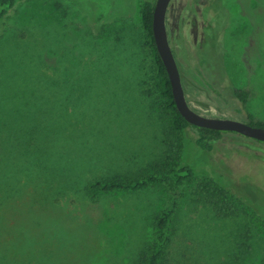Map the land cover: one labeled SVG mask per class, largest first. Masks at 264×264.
Returning a JSON list of instances; mask_svg holds the SVG:
<instances>
[{
  "label": "rangeland",
  "instance_id": "obj_1",
  "mask_svg": "<svg viewBox=\"0 0 264 264\" xmlns=\"http://www.w3.org/2000/svg\"><path fill=\"white\" fill-rule=\"evenodd\" d=\"M144 1L22 0L0 19V264H139L166 190L92 199L87 186L185 158L196 175L177 195L161 264H264V142L227 133L199 153L192 129L167 134ZM210 2L172 0L167 11L188 102L264 121V0H226L216 34ZM207 177L247 205L230 197L235 212L219 216L199 188Z\"/></svg>",
  "mask_w": 264,
  "mask_h": 264
},
{
  "label": "trees",
  "instance_id": "obj_2",
  "mask_svg": "<svg viewBox=\"0 0 264 264\" xmlns=\"http://www.w3.org/2000/svg\"><path fill=\"white\" fill-rule=\"evenodd\" d=\"M20 1L22 0H0V19H6L9 12ZM154 6V1H144L141 9V22L150 39V51L158 72V87L166 104L167 134L170 137L175 138L180 132L183 133L186 132L187 129H192L196 134L194 142L199 150L198 152L212 151L215 149L216 144L221 141L227 133H239L194 125L188 122L179 112L173 98L171 83L166 67L157 50L153 36ZM207 9H212L213 14L215 15L214 25L211 24L209 29L212 30V33L216 34V32L228 25L225 23V18H228L230 9L227 6L226 0H211ZM222 16L224 19L221 18ZM184 90L187 96L185 87ZM234 92L241 101H248L249 92L246 89L235 88ZM249 118L250 124L264 127V121L256 120L252 115H249ZM253 140L264 142L256 139ZM195 175L196 166L191 160L185 158L182 160L181 164L167 169L166 171L148 173L142 177H136L131 180L123 181L119 179H100L91 181L87 186V191L92 199H97L102 194L123 191H138L153 186L163 187L168 194V201L165 207L154 218L155 241L152 244L149 254L142 257L139 262V264H161L165 259L167 248L170 243L169 229L178 204L177 195L179 194L180 189L184 187L186 183L190 182ZM199 188L205 201L212 206L219 216H228L235 212L233 203L228 202L230 197H233V199L236 198L241 203L246 204L237 196L235 188L232 184L225 183L217 179V177H207L203 179L199 183Z\"/></svg>",
  "mask_w": 264,
  "mask_h": 264
},
{
  "label": "water",
  "instance_id": "obj_3",
  "mask_svg": "<svg viewBox=\"0 0 264 264\" xmlns=\"http://www.w3.org/2000/svg\"><path fill=\"white\" fill-rule=\"evenodd\" d=\"M171 1L172 0H156L153 13V36L157 50L166 67L173 98L179 112L188 122L194 125L237 132L241 135L264 141V127L254 126L248 122L233 118L207 116L197 112L190 106L167 29L166 17Z\"/></svg>",
  "mask_w": 264,
  "mask_h": 264
}]
</instances>
